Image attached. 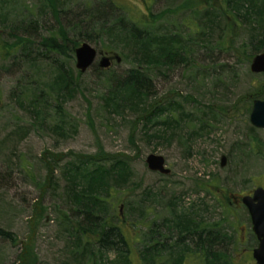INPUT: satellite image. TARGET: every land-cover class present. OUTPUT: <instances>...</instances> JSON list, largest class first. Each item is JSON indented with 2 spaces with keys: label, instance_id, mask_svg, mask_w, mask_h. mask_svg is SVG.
<instances>
[{
  "label": "rangeland",
  "instance_id": "rangeland-1",
  "mask_svg": "<svg viewBox=\"0 0 264 264\" xmlns=\"http://www.w3.org/2000/svg\"><path fill=\"white\" fill-rule=\"evenodd\" d=\"M58 1H63L59 8L63 13L52 14L46 0H0V37L10 40L12 32L31 39L34 44L29 60L38 58L41 62L37 69H30L21 55L9 62L0 60V228L13 232L18 240L15 243L0 238V264H17L22 246L25 255L38 259L35 264H65L62 256L68 237L56 205L68 214L69 211L55 197L46 194L42 201L46 211L39 220L40 208L35 203L39 196L36 182L45 178L47 172L43 162L50 155H65L55 172L59 179L61 166L75 154L92 155L100 150L129 161L131 182L121 185L118 192L112 193V198L118 213L115 221L130 238V243L135 240L130 264H142L139 250L149 220L158 222L167 216L164 201L172 195L180 198L177 202L180 208L192 207L204 222H218L228 232L232 241L228 243L227 251L233 264H255L251 252L257 243L248 213L241 203L235 204L232 196H242L256 186L264 188V129L252 126L249 121L252 100L241 98L254 90L260 92V98L264 100V74L251 73L250 63L239 62L231 51H222L213 43L216 37L208 35V41L194 57L197 65L206 68L203 75L194 77L192 71H186V64L178 62L158 74L152 71L156 96L179 97L183 110H177L180 121L167 123L168 129L163 127L165 121L145 127L137 123L129 109L116 114L105 108L106 76L111 75L108 83L113 86V80L124 76L132 67V55L118 42L119 38L112 34L113 38L109 39L111 35L105 34L94 42L83 41L97 51L93 64L82 72L77 91L65 94L62 109L57 107L60 99H56L60 98L61 91L51 92L43 111L50 114L47 115L50 118L41 121L31 107L21 106L11 97L12 89L25 73L31 75L25 78L30 81L40 77L38 86L46 88L42 84L52 78L49 67L58 55L41 46V39L57 31L59 23L74 38L81 31L85 18L94 14L97 7L101 10L109 3V0ZM113 1L120 10H110V17L122 16L136 22L144 19V13L148 16H145L147 22H151L150 14L154 16L165 8L174 9L181 2ZM186 17L185 12H180L166 16L157 24L163 30L177 26V22L189 21L190 17ZM180 30L188 31L184 27ZM247 34L246 28H237L240 39L237 42L247 39ZM100 52L119 55L123 52L127 57L121 58L120 63L114 61L107 69H100ZM72 62L76 73V61ZM67 95H70L68 99ZM197 108L203 109V113ZM65 116L68 122L64 126L70 133L66 138L50 130V125L59 121L58 117ZM165 116L168 117V113ZM149 154L163 156L170 174L149 170L145 162ZM221 156L226 157L224 167L219 164ZM206 181L215 186L211 188L212 193L200 185L202 182L206 186ZM59 185L61 189L64 181L60 180ZM144 194L148 201L141 202ZM119 208L122 209L120 213ZM144 217L148 219L143 223ZM131 224L138 226L135 230L129 229ZM113 259V252H104L106 263Z\"/></svg>",
  "mask_w": 264,
  "mask_h": 264
},
{
  "label": "trees",
  "instance_id": "trees-1",
  "mask_svg": "<svg viewBox=\"0 0 264 264\" xmlns=\"http://www.w3.org/2000/svg\"><path fill=\"white\" fill-rule=\"evenodd\" d=\"M46 2L52 14L61 11L63 13V10L59 9L63 1L46 0ZM143 2L148 6L145 1ZM110 10H120L113 0H109L107 7L101 10L97 7L94 14H89L83 22L81 31L79 30L74 38L68 35L60 23L57 31L43 37L40 45L58 55L49 67L52 68V78L47 84H42L46 88L41 89L38 86L40 77L30 81L25 78L31 75L25 73L12 89L11 97L21 106L31 107L38 119L47 121L50 118L47 115L50 114H45L43 111L46 110L45 104L51 92L61 91L60 98L56 99H60L57 107L62 109L61 106L66 101L63 99L65 94L71 90L77 91L80 85L82 73L79 70L75 73L72 67L75 48L79 46L80 41L94 42L105 34L111 35L109 39L115 35L119 38L118 42H121L132 55L130 57L132 67L127 69L124 76L115 78L113 86H109L108 83L111 81V75L106 76L108 91L103 98L105 108L116 114H123L124 109H129L137 118V123H142L146 127L148 124L154 125L165 121L163 127L167 128V123L180 121L181 117L177 114V110L183 107L178 100L179 97L170 99L161 97V99L156 96L152 71L155 70L158 74L176 66L178 62L186 64V71H192L194 77L200 73L203 75L206 68L197 65L194 57L208 41L206 39L208 35L212 38L214 35L215 46L222 51H231L239 62L250 63L254 55L264 51V0H181L174 9L165 8L154 16L150 14L151 22L145 19L146 13L144 19L136 22L132 18L125 20L122 16L110 17L109 12H112ZM180 12H185L186 18L188 19L189 16L190 20H184L182 24L177 22V26L165 27L166 29L163 30L159 28L157 24L159 20L164 21L166 16ZM181 27L188 31H181ZM237 28L248 30L247 39L239 43ZM9 30L13 31V29ZM10 34L12 35L10 40L0 37V60L9 62L15 60L17 55H21L25 57L24 60L30 69H37L40 60L38 58L29 60L28 57L33 50L32 40L13 35L12 32ZM120 56L123 59L127 57L123 52ZM68 96L70 95L66 96L67 99ZM249 96L257 97L260 94L253 90L241 98L251 99ZM189 97L196 102L191 95ZM197 109L201 113L204 111L201 108ZM167 113L168 117L165 116ZM58 118L59 121L50 125V130L61 133L64 138L70 136L64 126L68 122L67 117ZM57 154L50 155L43 162L47 174L43 181L36 182L39 196L35 203H38L40 208L39 220L43 211H46L42 205L46 194L55 197V200L69 211L70 215L56 205L59 220L63 219L65 223L63 227L68 236L62 256L65 257V264H70V261L71 264H130L131 248L135 240L130 243L128 241L130 238L115 221L118 219V213L112 198V193L118 192L117 189L121 185L131 182L128 159L118 157L116 154L104 153L102 150L92 155L75 154L74 158L61 166V175L57 179L56 169L60 167V162L65 157L62 153ZM60 180L64 181L61 189ZM200 185L206 187L208 193H212L211 188L215 187L209 181H206V186L202 182ZM145 199L148 201L147 195L144 194L140 201L144 202ZM179 199L172 195L169 200L167 199L168 201H164L167 216L158 222L154 219L149 220L148 231L143 237V246L139 250L141 263L233 264L232 257L227 251V245L232 241L228 232L224 231L218 222H204L198 213L193 212L192 207L180 208L177 204ZM225 199L228 200L226 196ZM121 210L119 208L118 212L120 213ZM147 219L144 217L142 222H146ZM137 226L131 224L129 229L135 230ZM0 238L18 243L17 236L13 232L2 228H0ZM109 251L114 253V259L106 263L104 252ZM24 253L22 246L17 255V264L37 263V258Z\"/></svg>",
  "mask_w": 264,
  "mask_h": 264
},
{
  "label": "water",
  "instance_id": "water-1",
  "mask_svg": "<svg viewBox=\"0 0 264 264\" xmlns=\"http://www.w3.org/2000/svg\"><path fill=\"white\" fill-rule=\"evenodd\" d=\"M97 51L88 43H81L75 48V66L80 72H84L93 64ZM120 63L121 58L114 53L111 56L103 55L99 59L98 66L101 69H107L111 65V61ZM250 70L253 73H264V53H260L253 57L250 63ZM250 122L260 128H264V100L256 99L250 114ZM146 165L151 171H158L161 174H169L170 169L165 167V159L161 155L149 154L145 159ZM226 163V157L221 156L220 166ZM243 204L247 207L252 222V230L258 239V245L253 250V258L256 264H264V189L261 187L253 191L252 196H244Z\"/></svg>",
  "mask_w": 264,
  "mask_h": 264
},
{
  "label": "flooded vegetation",
  "instance_id": "flooded-vegetation-1",
  "mask_svg": "<svg viewBox=\"0 0 264 264\" xmlns=\"http://www.w3.org/2000/svg\"><path fill=\"white\" fill-rule=\"evenodd\" d=\"M258 94H260V92L258 93ZM249 97H251V96H249ZM252 191L253 190H251V191H249L248 193H246V194H243L242 196H232V198H233V201L235 202V204H239V203H241V205H242V201H241V199H242V197L243 196H245V195H252ZM243 206V205H242ZM244 207V206H243ZM245 208V207H244Z\"/></svg>",
  "mask_w": 264,
  "mask_h": 264
},
{
  "label": "bare ground",
  "instance_id": "bare-ground-1",
  "mask_svg": "<svg viewBox=\"0 0 264 264\" xmlns=\"http://www.w3.org/2000/svg\"><path fill=\"white\" fill-rule=\"evenodd\" d=\"M173 128V127H172ZM173 132H175V129H173ZM175 134V133H174ZM65 229V228H64ZM66 230V229H65ZM67 235V234H66ZM68 237V236H67Z\"/></svg>",
  "mask_w": 264,
  "mask_h": 264
}]
</instances>
